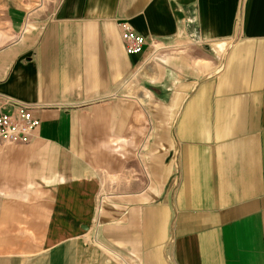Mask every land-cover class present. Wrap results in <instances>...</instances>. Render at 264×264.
Segmentation results:
<instances>
[{
  "label": "crops",
  "instance_id": "obj_1",
  "mask_svg": "<svg viewBox=\"0 0 264 264\" xmlns=\"http://www.w3.org/2000/svg\"><path fill=\"white\" fill-rule=\"evenodd\" d=\"M0 93V264H264V0H0Z\"/></svg>",
  "mask_w": 264,
  "mask_h": 264
},
{
  "label": "built area",
  "instance_id": "obj_2",
  "mask_svg": "<svg viewBox=\"0 0 264 264\" xmlns=\"http://www.w3.org/2000/svg\"><path fill=\"white\" fill-rule=\"evenodd\" d=\"M119 25L122 29L123 44H125L128 54L138 55L145 50L147 45L156 55L173 47L156 37L147 38L127 22L123 21ZM7 107H10L11 110ZM40 124V119L35 116L32 105L0 93V144L22 145L29 143L35 138Z\"/></svg>",
  "mask_w": 264,
  "mask_h": 264
}]
</instances>
